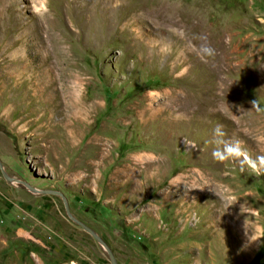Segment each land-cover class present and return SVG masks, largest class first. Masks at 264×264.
I'll return each instance as SVG.
<instances>
[{
    "label": "rangeland",
    "instance_id": "rangeland-1",
    "mask_svg": "<svg viewBox=\"0 0 264 264\" xmlns=\"http://www.w3.org/2000/svg\"><path fill=\"white\" fill-rule=\"evenodd\" d=\"M217 125L264 155V0H0V264H264Z\"/></svg>",
    "mask_w": 264,
    "mask_h": 264
},
{
    "label": "clouds",
    "instance_id": "clouds-1",
    "mask_svg": "<svg viewBox=\"0 0 264 264\" xmlns=\"http://www.w3.org/2000/svg\"><path fill=\"white\" fill-rule=\"evenodd\" d=\"M205 52L211 56L213 50L209 47ZM255 101L253 105H255ZM226 133L222 126L217 125L213 129V139L211 143L216 145L212 151L213 159L218 162L231 161L238 163L242 170L250 169L251 173L260 176L264 175V155L253 158L243 146V142L239 139H225Z\"/></svg>",
    "mask_w": 264,
    "mask_h": 264
},
{
    "label": "bare ground",
    "instance_id": "bare-ground-1",
    "mask_svg": "<svg viewBox=\"0 0 264 264\" xmlns=\"http://www.w3.org/2000/svg\"><path fill=\"white\" fill-rule=\"evenodd\" d=\"M67 81V80H66ZM71 82V81H70ZM73 82V81H72ZM75 82V81H74ZM56 85L57 86V90H59L60 91V89H62L64 92H63V94H64V99L66 100V106L69 108V110L70 111H72V109L73 108H75V107H77L76 105H75V103H73L72 101H71V95H72V88H76V87H78L79 86V83L78 84H76L75 83V85H70V84H67V83H59V82H55V83H53L52 82V84L50 83L49 84V86L47 85L46 87H44V94H48L47 93V89H50V90H54V91H57V90H55V89H52L51 87L53 86V85ZM83 84V83H82ZM41 86V85H40ZM39 90V89H38ZM67 91V93H66V91ZM53 91V92H54ZM62 92V91H61ZM57 94V93H56ZM59 94H61V93H59ZM55 95V94H54ZM52 96H53V94H52ZM61 97V96H60ZM61 99V98H60ZM51 100V99H50ZM57 101V100H56ZM57 104V103H56ZM86 105V104H85ZM60 107V106H59ZM50 108V107H49ZM52 108V107H51ZM86 109H87V105H86ZM86 109H84V108H82L81 107V111L79 112V114L81 115V117L80 116H78L74 111H72V119H73V121L74 122H76V121H79V120H84V117L85 116H87L88 117V115H87V113L88 112H86ZM52 111V110H51ZM58 111V110H57ZM64 111V110H63ZM49 113H51V112H49ZM55 113V112H54ZM59 114V113H58ZM47 115V114H46ZM55 117V116H54ZM42 119V118H41ZM73 125V124H72ZM79 126V125H78ZM64 128H66V127H64ZM74 128V127H73ZM67 129V128H66ZM47 131V130H46ZM64 131V130H63ZM65 132V131H64ZM67 132V131H66ZM69 134V133H68ZM69 137V136H68ZM69 139V138H68ZM72 139V138H71ZM75 141V140H74ZM72 143V142H71ZM53 147V146H52Z\"/></svg>",
    "mask_w": 264,
    "mask_h": 264
},
{
    "label": "water",
    "instance_id": "water-1",
    "mask_svg": "<svg viewBox=\"0 0 264 264\" xmlns=\"http://www.w3.org/2000/svg\"><path fill=\"white\" fill-rule=\"evenodd\" d=\"M0 167L2 168V171H3V174L8 178V176H7V174H6V172L4 171V169H3V167H2V164H1V162H0ZM81 225H82V227H84L87 231H89L98 241H100L103 245H105L104 244V242H103V240H102V238H100L99 236H97L89 227H87L86 225H84V224H82V223H80ZM106 246V245H105ZM106 248H107V246H106ZM108 249V248H107ZM108 251H109V254H110V257H111V260H112V262L114 263V264H117L116 263V260H115V258H114V256H113V254H112V252L110 251V249H108Z\"/></svg>",
    "mask_w": 264,
    "mask_h": 264
}]
</instances>
